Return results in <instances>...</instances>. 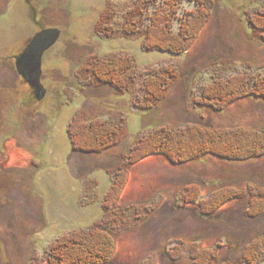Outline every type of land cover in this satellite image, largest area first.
<instances>
[{"label":"rangeland","instance_id":"1","mask_svg":"<svg viewBox=\"0 0 264 264\" xmlns=\"http://www.w3.org/2000/svg\"><path fill=\"white\" fill-rule=\"evenodd\" d=\"M138 2L0 0V264H49L51 244L103 221L106 198L118 186L109 172L142 133L187 124L264 130V100L244 98L223 111L197 104L215 70L224 76L264 74V45L251 37L246 16L264 0H212L209 21L181 55L148 51L143 38H112L99 32L108 8L119 23ZM195 8L181 6L176 32L180 18ZM46 29L59 30L61 37L44 55L46 93L39 99L19 74L17 58ZM110 54L134 57L141 74L151 68H175L180 74L167 98L144 112L128 93L83 83L86 62ZM79 115L86 121L124 116L129 137L101 154L76 152L69 131ZM128 174L117 205L127 211L139 208L146 215L139 212L141 225L114 237L115 257L109 264H194L188 257L177 259L178 240H196L216 249L217 264H241L247 244L264 238V214L251 218L248 199L228 203L218 217L202 215L199 204L188 201V188L196 186L201 188V202L227 186L264 187V157L228 162L206 156L176 165L152 156Z\"/></svg>","mask_w":264,"mask_h":264},{"label":"trees","instance_id":"2","mask_svg":"<svg viewBox=\"0 0 264 264\" xmlns=\"http://www.w3.org/2000/svg\"><path fill=\"white\" fill-rule=\"evenodd\" d=\"M252 1L247 0L249 4ZM184 3L193 4L196 8L180 18V29L176 32L174 22ZM211 4L212 0H140L119 23L114 22L113 9L108 8L99 24V32L112 38L119 35L143 38V47L148 51L181 55L191 47L200 30L209 21ZM258 6L248 9L247 24L251 37L264 45V4ZM81 74L86 86H109L119 94L128 93L138 110L149 112L167 98L180 72L175 68H151L141 74L134 57L110 54L90 58ZM200 92L198 106L217 111H223L244 98L264 100V74L250 76L248 73H236L224 76L215 70L214 80L203 86ZM80 116L73 120L69 131L76 152L101 154L124 144L129 137L128 121L124 116L106 120L94 118L90 121L82 120ZM152 156L165 157L176 165L201 160L206 156L228 162L260 159L264 157V130L242 127L218 129L202 124H187L181 127L161 125L148 133H142L133 147L123 155L120 164L109 172L114 181H118V186L106 198L103 221L82 232L65 235L54 245L51 244L47 256L49 264H109L114 260V237L123 231L136 229L142 219L138 215L139 208L135 210L130 207L132 210L127 211L125 206L117 205L120 189L126 187L128 170ZM188 190V201L193 205L199 204L197 208L206 217H218L223 206L244 199L249 201L247 213L251 218L264 214V187L250 183L227 186L210 193L211 197L203 202L199 186ZM176 242L179 243L175 248L177 259L188 257L194 264L219 262L217 250L202 247L200 241ZM242 255L241 264L263 262L264 238L257 237L248 243Z\"/></svg>","mask_w":264,"mask_h":264},{"label":"water","instance_id":"3","mask_svg":"<svg viewBox=\"0 0 264 264\" xmlns=\"http://www.w3.org/2000/svg\"><path fill=\"white\" fill-rule=\"evenodd\" d=\"M60 37L61 32L57 29L43 30L30 40L24 53L17 58L19 74L36 91V96L39 99L46 93L42 84L44 55L57 44Z\"/></svg>","mask_w":264,"mask_h":264},{"label":"bare ground","instance_id":"4","mask_svg":"<svg viewBox=\"0 0 264 264\" xmlns=\"http://www.w3.org/2000/svg\"><path fill=\"white\" fill-rule=\"evenodd\" d=\"M153 132V131H152Z\"/></svg>","mask_w":264,"mask_h":264}]
</instances>
